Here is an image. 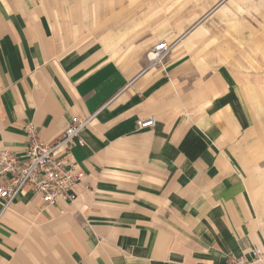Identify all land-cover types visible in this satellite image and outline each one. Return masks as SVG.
<instances>
[{"label": "crops", "instance_id": "crops-1", "mask_svg": "<svg viewBox=\"0 0 264 264\" xmlns=\"http://www.w3.org/2000/svg\"><path fill=\"white\" fill-rule=\"evenodd\" d=\"M173 6L0 0V152L26 154L28 123L50 142L96 116L72 149L77 199L21 194L0 222V264H228L264 249V122ZM160 43L172 49L155 64Z\"/></svg>", "mask_w": 264, "mask_h": 264}, {"label": "built area", "instance_id": "built-area-1", "mask_svg": "<svg viewBox=\"0 0 264 264\" xmlns=\"http://www.w3.org/2000/svg\"><path fill=\"white\" fill-rule=\"evenodd\" d=\"M172 45L160 43L149 55L152 63H162L171 53ZM77 118L62 135L45 142L38 134L37 126L26 124V154L19 156L11 151L0 152V222L17 198L27 189L39 196L45 205L77 199L75 187L80 181L77 165L72 159L74 145L81 142V134L95 118ZM157 117L140 119L138 128L154 129ZM228 264H264V249L254 248L249 255L231 256Z\"/></svg>", "mask_w": 264, "mask_h": 264}, {"label": "rangeland", "instance_id": "rangeland-1", "mask_svg": "<svg viewBox=\"0 0 264 264\" xmlns=\"http://www.w3.org/2000/svg\"><path fill=\"white\" fill-rule=\"evenodd\" d=\"M221 2L223 0H173L175 11H184V16L174 21H187L184 27L187 36L198 31V35L191 36H194L195 46L202 42V47L194 51L208 56L210 66L225 64L235 70L256 117L263 123L264 0H226L203 19ZM261 148L263 161L253 163L264 167V141Z\"/></svg>", "mask_w": 264, "mask_h": 264}]
</instances>
